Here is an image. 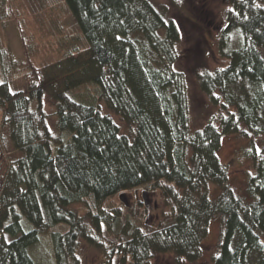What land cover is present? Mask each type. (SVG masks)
<instances>
[{
  "label": "trees",
  "instance_id": "trees-1",
  "mask_svg": "<svg viewBox=\"0 0 264 264\" xmlns=\"http://www.w3.org/2000/svg\"><path fill=\"white\" fill-rule=\"evenodd\" d=\"M63 1L84 51L41 69L28 59L20 70L13 60L3 65L2 125L19 157L0 177V264H37L31 250L62 225L68 230L51 236L56 264H80V241L103 251L108 237L101 264H150L168 254L195 263L214 221L221 233L213 264H264V146L258 151L251 140L245 151L255 175L239 194L218 156L224 136L264 139V0H233L226 12L219 54L227 65L196 72L199 90L220 112L197 131L180 70L183 32L165 9L152 0ZM12 2L0 0V22ZM22 75L28 95H12ZM112 115L133 133L122 135ZM140 189L161 192L172 212L166 225L124 223L119 209L105 208Z\"/></svg>",
  "mask_w": 264,
  "mask_h": 264
},
{
  "label": "rangeland",
  "instance_id": "rangeland-1",
  "mask_svg": "<svg viewBox=\"0 0 264 264\" xmlns=\"http://www.w3.org/2000/svg\"><path fill=\"white\" fill-rule=\"evenodd\" d=\"M159 8L165 9L168 17L174 19L183 32V59L180 70L186 75L189 86L191 107V128L194 131L202 129L220 110L214 107L209 99L201 93L196 82V72L199 70L214 71L227 65L219 54V43L226 27V12L231 8L233 0H152ZM10 10L4 22H0V84L3 82L4 68L9 61H15V70H20L24 60H29L36 69L46 68L64 59L68 52L75 48L81 52L85 44L80 31L63 0H16L8 4ZM1 14V12H0ZM236 33L233 45H239ZM7 52L9 57L2 55ZM14 73V71H13ZM20 74V71H18ZM12 75V74H11ZM10 78V77H9ZM27 77H18L10 85L12 95H28ZM15 80V79H14ZM46 112L49 116V128L57 135L55 105L49 97L45 98ZM106 114H109L104 109ZM120 128L122 135H131L133 130L120 118L112 115ZM3 112L0 111V177L7 170L8 164L15 161L19 154L14 151L9 137V131L2 125ZM241 131H246L244 127ZM248 131V130H247ZM247 136L227 135L221 140L218 152L221 163L229 172L230 186L236 193L245 192L249 178L255 175L253 163L245 151L250 149L251 140L260 151L264 139L255 138L250 132ZM215 193V192H214ZM219 193V192H217ZM106 209H119L122 221L129 218L141 219L152 228L164 226L169 221L172 212L167 206L161 192L153 193L146 189L130 191L118 195L108 201ZM82 216V207H77ZM138 223V221H137ZM67 226H58L45 232L39 243L31 250V255L37 264H56L53 250L52 234H64ZM221 224L214 221L203 244V255L195 263L179 260L174 254L158 256L150 264H213L219 254ZM112 238L102 240L103 251L80 241L78 259L80 264H101L104 253L111 247ZM120 257L115 258L119 262ZM126 264H132L130 260Z\"/></svg>",
  "mask_w": 264,
  "mask_h": 264
}]
</instances>
